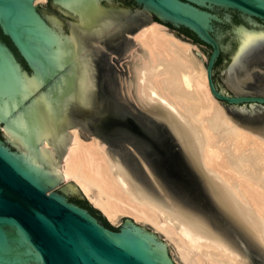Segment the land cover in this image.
Returning <instances> with one entry per match:
<instances>
[{"label":"water","instance_id":"95a60500","mask_svg":"<svg viewBox=\"0 0 264 264\" xmlns=\"http://www.w3.org/2000/svg\"><path fill=\"white\" fill-rule=\"evenodd\" d=\"M152 19L210 44L213 94L237 117L264 120V96L239 93L264 69V0H0V264H175L157 232L128 215L112 226L74 181L54 188L77 126L150 151L170 137L210 197L167 125L116 83L110 54ZM132 159L150 181L146 155Z\"/></svg>","mask_w":264,"mask_h":264},{"label":"bare ground","instance_id":"6f19581e","mask_svg":"<svg viewBox=\"0 0 264 264\" xmlns=\"http://www.w3.org/2000/svg\"><path fill=\"white\" fill-rule=\"evenodd\" d=\"M146 24L130 33L139 48L123 89L167 125L219 210L264 253V181L258 180L264 176V133L227 115L193 44L161 21ZM72 127L61 160L63 180L74 181L112 223L128 215L152 225L172 242L179 264H250L235 240L173 197L144 162L150 181L136 177L101 138L84 139ZM250 153L256 177L249 172Z\"/></svg>","mask_w":264,"mask_h":264},{"label":"rangeland","instance_id":"374dc122","mask_svg":"<svg viewBox=\"0 0 264 264\" xmlns=\"http://www.w3.org/2000/svg\"><path fill=\"white\" fill-rule=\"evenodd\" d=\"M47 1L48 0L41 1V2L47 3ZM152 22H155V21L150 20V22L147 24H150ZM161 23L167 28V30L172 32L178 38L193 44L194 50L197 51L198 54L201 55L198 57L202 59V64L206 68L208 57L212 51V46L200 39L195 40L196 39L195 37H191L190 35L187 34V32L179 28H176L172 25H167V23L165 22H161ZM131 39L132 40L130 42V45L124 51H122L121 53H111L110 54V61L114 68L116 83H117V86H118V89H119V92L122 98L131 107L136 109L135 106H133L128 101V99L125 98L127 97L131 99L126 94L125 90L123 89V81H126L127 78L130 77V71H129V63L131 62L130 57H132L131 56L132 52L135 50H138L139 48L138 44L135 43L134 38H131ZM239 93L242 95H263L264 96V69L261 71L255 72L249 75L248 77L244 78L239 86ZM220 104L222 105L223 109L227 112V115H229V117L232 120L236 121L237 123L241 125L254 128L255 130H258L264 133V120L263 119L255 120V121H247V120L241 119L237 117L225 105L223 106V103L220 102ZM68 128L69 127H67V130L69 131L70 128L69 129ZM74 128H77V127H74ZM77 129L79 130L81 136L84 139H89L90 137H92L91 134L85 132L79 127ZM101 141L104 142L107 145L108 149L112 152V154H114L119 159H121V161L124 162V164L127 167H129L132 173L136 177H138L140 180L142 179V177H140L136 172L132 170V169H135V163H134V160L132 159V155L134 153L138 155V152H141L144 155H146V157L150 160V163H152V165L155 167L156 174L154 175L161 182L163 187L166 190H168L169 193L173 197L175 198L177 197V200L179 198L180 200L184 199L183 201H187L184 203L194 208V210L200 212L216 228L223 231L232 240H235V242H237L239 246L241 247V249L245 252L250 264H264V253L252 241L248 240L247 237H244V235L242 236V234L238 232L237 228L225 216V214L222 213L220 210H218L213 205L210 197H208V195L204 191L200 180L195 176V174L191 170H189L186 167L180 155V152L178 150V146L176 145L174 141H172L170 137H169L168 145L163 150H160V151L147 150L140 144L133 142V141L109 142L104 139H102ZM45 142L47 143V141ZM42 147H51V144L48 145L47 143V146H45V143H43ZM247 156H249V160H250L248 162L249 167H250L249 172L251 173V175L256 177V175L258 174L257 172L258 169H256L257 162L255 161L253 154L250 153ZM61 165H62V161H61ZM258 180H260V182L258 181L259 183H263L264 176H262ZM255 181H256V178H255ZM64 182L65 181L63 180L61 183L55 185L54 188H58L59 186L63 185ZM89 203L92 207L94 206L91 202ZM124 218L125 217L122 216L120 220L118 221V223L117 222L112 223V221H110L108 218L107 220L112 226L117 227L123 222ZM137 223L157 232L160 238L168 244L169 254L172 260L174 261V263L175 264L180 263V260L173 249L172 242L161 231L154 229L152 225L148 223L146 224L140 223V222H137Z\"/></svg>","mask_w":264,"mask_h":264},{"label":"snow or ice","instance_id":"6c2138e0","mask_svg":"<svg viewBox=\"0 0 264 264\" xmlns=\"http://www.w3.org/2000/svg\"><path fill=\"white\" fill-rule=\"evenodd\" d=\"M260 39H264V36L260 37ZM243 50H244V46L241 47L240 51H243Z\"/></svg>","mask_w":264,"mask_h":264},{"label":"trees","instance_id":"16d2710c","mask_svg":"<svg viewBox=\"0 0 264 264\" xmlns=\"http://www.w3.org/2000/svg\"><path fill=\"white\" fill-rule=\"evenodd\" d=\"M156 21L158 22H160V20H158V19H156ZM162 22V21H161ZM170 25V24H169ZM188 35H190L189 33H187ZM191 37H193L192 35H190ZM195 40H199L198 38H196Z\"/></svg>","mask_w":264,"mask_h":264},{"label":"flooded vegetation","instance_id":"af4514ba","mask_svg":"<svg viewBox=\"0 0 264 264\" xmlns=\"http://www.w3.org/2000/svg\"><path fill=\"white\" fill-rule=\"evenodd\" d=\"M152 20H153V21H156V19H152ZM167 25H169V24H167ZM126 35L129 36L130 33L127 32ZM130 36L132 37V35H130Z\"/></svg>","mask_w":264,"mask_h":264}]
</instances>
